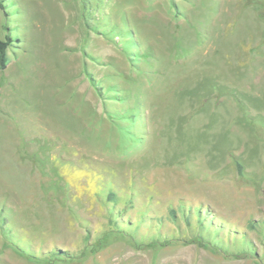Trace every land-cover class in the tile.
Masks as SVG:
<instances>
[{
  "label": "rangeland",
  "instance_id": "rangeland-1",
  "mask_svg": "<svg viewBox=\"0 0 264 264\" xmlns=\"http://www.w3.org/2000/svg\"><path fill=\"white\" fill-rule=\"evenodd\" d=\"M6 35L0 264H264V0H0Z\"/></svg>",
  "mask_w": 264,
  "mask_h": 264
},
{
  "label": "trees",
  "instance_id": "trees-1",
  "mask_svg": "<svg viewBox=\"0 0 264 264\" xmlns=\"http://www.w3.org/2000/svg\"><path fill=\"white\" fill-rule=\"evenodd\" d=\"M10 41V37L6 35L5 40H0V69L5 68L6 64L8 63V56L6 53L8 42ZM89 81L91 82L92 86H94L97 91H99L98 85L94 82V78L88 74Z\"/></svg>",
  "mask_w": 264,
  "mask_h": 264
},
{
  "label": "crops",
  "instance_id": "crops-1",
  "mask_svg": "<svg viewBox=\"0 0 264 264\" xmlns=\"http://www.w3.org/2000/svg\"><path fill=\"white\" fill-rule=\"evenodd\" d=\"M5 113V112H4ZM4 113H0V140L1 139H8V138H14V136L11 134L10 130L7 128V122L6 119L4 118V116H6L5 114H9L10 116H12V113L10 112H6ZM14 117V115H13ZM38 117H36L37 120ZM25 120H28V118H25Z\"/></svg>",
  "mask_w": 264,
  "mask_h": 264
}]
</instances>
